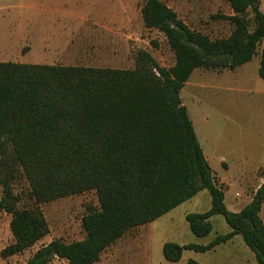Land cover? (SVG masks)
I'll use <instances>...</instances> for the list:
<instances>
[{
    "label": "trees",
    "instance_id": "obj_1",
    "mask_svg": "<svg viewBox=\"0 0 264 264\" xmlns=\"http://www.w3.org/2000/svg\"><path fill=\"white\" fill-rule=\"evenodd\" d=\"M223 1L234 15L213 18L234 28L228 37L212 39L163 0H142L145 27L163 33L174 52L171 68L144 50L134 69L0 62V214L12 216L14 238L6 257L25 253L49 235L41 205L58 199L95 191L99 206L82 218L83 240H53L25 264H95L128 231L208 191L211 209L186 216L192 233L209 236L217 215L231 232L208 245L168 242L166 260L179 262L185 251L211 252L240 235L264 264V184L240 212L228 209L224 186L181 97L197 69L234 71L258 55L264 40L261 0ZM260 56L264 80V49ZM19 172L29 185V208L19 207L23 198L13 188Z\"/></svg>",
    "mask_w": 264,
    "mask_h": 264
},
{
    "label": "rangeland",
    "instance_id": "obj_2",
    "mask_svg": "<svg viewBox=\"0 0 264 264\" xmlns=\"http://www.w3.org/2000/svg\"><path fill=\"white\" fill-rule=\"evenodd\" d=\"M163 1L193 30L212 39L228 37L234 28L229 21L213 18L233 15L223 0ZM103 2L107 3L106 9L101 7ZM142 8L141 0H0V62L134 69L137 53L144 50L162 67H173L175 55L166 36L145 27ZM247 18L252 21L251 14ZM263 49L264 40L258 55L241 70H196L181 92L204 153L224 186L231 211V199L237 197L241 200L239 208L243 207L264 184V80L257 71ZM13 188L23 198L20 208L33 206L26 199L29 185L22 172ZM210 201L209 192L202 191L176 209L175 221L168 222L167 227L174 224L178 231L169 234V240L180 245H208L218 235L230 233L221 215L212 218L214 229L209 236L197 237L191 232L185 214L207 212ZM98 206L95 191L41 205L49 235L25 253L10 257L3 253L14 243L12 216L1 213L0 264H25L53 240L83 239L82 218ZM261 216L264 221V207ZM190 259L201 264H259L240 235L212 252H185L183 260ZM51 264L67 261L55 259Z\"/></svg>",
    "mask_w": 264,
    "mask_h": 264
},
{
    "label": "crops",
    "instance_id": "obj_3",
    "mask_svg": "<svg viewBox=\"0 0 264 264\" xmlns=\"http://www.w3.org/2000/svg\"><path fill=\"white\" fill-rule=\"evenodd\" d=\"M101 7H103V9H106L107 3L103 2ZM263 7H264V3H263V1H261V9ZM233 15H234V13H233ZM260 59H261V56L259 55L258 65H257L258 73H259V68H260ZM251 62H249L243 66L249 65ZM85 67H90V66H85ZM94 68H98V67H94ZM240 68L242 69L245 67L241 66L236 70H241ZM111 69H113V68H111ZM197 70H199V69H197ZM236 70H234V71H236ZM204 147H207L206 142H204ZM206 158H207V156H206ZM207 160H208V158H207ZM210 202H211V206H210L209 210L212 207V199ZM228 203L230 205L229 207H231V209H233L232 212H240L250 202H248L243 207L239 208L241 200L238 199L237 197H235L234 199H231ZM184 204H182V205H184ZM226 205H227V202H226ZM179 207H177L176 209H178ZM263 207H264V205H263ZM176 209L172 210L168 214L164 215L163 217L159 218L158 220H156L150 224L140 226L138 228H135L133 230L128 231L122 238H120L118 241H116L110 247H108L103 252L100 261H98L95 264H186L189 260H183L184 254H183L182 259L179 262H169L168 260H166V258L164 256V245L168 242L177 243L173 240H169L170 239L169 234L177 233V231H178L176 225L172 224V225H169V227H167L168 222L172 223L175 221L173 216H174V212ZM188 214L189 213L185 214V219H186V216ZM212 218H211V221H212ZM187 223H188V221H187ZM189 227H190V225H189ZM186 232H187V230L184 229L185 234H186ZM83 239H81V240H83ZM184 245H188V244H182V246H184ZM185 252H187V251H185Z\"/></svg>",
    "mask_w": 264,
    "mask_h": 264
}]
</instances>
